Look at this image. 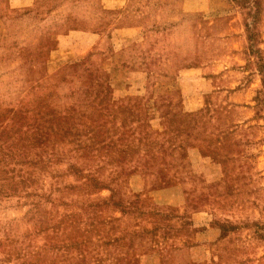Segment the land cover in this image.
I'll return each mask as SVG.
<instances>
[{
  "label": "rangeland",
  "instance_id": "374dc122",
  "mask_svg": "<svg viewBox=\"0 0 264 264\" xmlns=\"http://www.w3.org/2000/svg\"><path fill=\"white\" fill-rule=\"evenodd\" d=\"M0 264H264V0H0Z\"/></svg>",
  "mask_w": 264,
  "mask_h": 264
}]
</instances>
